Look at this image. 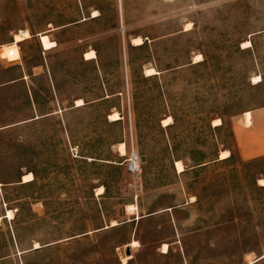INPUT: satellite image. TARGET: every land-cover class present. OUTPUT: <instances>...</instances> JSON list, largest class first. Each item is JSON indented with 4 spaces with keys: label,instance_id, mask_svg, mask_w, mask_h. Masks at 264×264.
I'll return each instance as SVG.
<instances>
[{
    "label": "rangeland",
    "instance_id": "374dc122",
    "mask_svg": "<svg viewBox=\"0 0 264 264\" xmlns=\"http://www.w3.org/2000/svg\"><path fill=\"white\" fill-rule=\"evenodd\" d=\"M11 43L0 264H264V156L234 135L264 109V0H0Z\"/></svg>",
    "mask_w": 264,
    "mask_h": 264
},
{
    "label": "crops",
    "instance_id": "0c3cea01",
    "mask_svg": "<svg viewBox=\"0 0 264 264\" xmlns=\"http://www.w3.org/2000/svg\"><path fill=\"white\" fill-rule=\"evenodd\" d=\"M252 123L234 131L238 153L246 162L264 156V109L251 112Z\"/></svg>",
    "mask_w": 264,
    "mask_h": 264
},
{
    "label": "bare ground",
    "instance_id": "6f19581e",
    "mask_svg": "<svg viewBox=\"0 0 264 264\" xmlns=\"http://www.w3.org/2000/svg\"><path fill=\"white\" fill-rule=\"evenodd\" d=\"M30 33L27 32V31H23V32H20L19 35L16 36L15 40L16 42H22V41H25L27 40L28 38H30ZM249 43V42H248ZM40 44L43 48V50H51L53 48L56 47V43L53 42L52 40H50V37L48 35H40ZM96 58V53L95 51H91V52H88L86 54V59L87 60H92V59H95ZM198 58H201V57H198ZM261 81V80H259ZM84 103H82V101H77V105L78 106H83ZM245 117H246V120H247V123L249 125H251L252 123V117H251V112H246L245 113ZM110 118H113L114 120H118L119 118L117 117V115H111ZM172 119L171 118H167V120L164 121V125H168V123H172ZM217 125L216 126H220L222 123L220 121H216L215 122ZM120 150L122 152V154L125 153V144H121L120 145ZM231 156V154L229 152L227 153H223L221 156H220V160H226L228 159L229 157ZM176 167H177V170L178 172H182L184 171L183 170V166L181 164V162H176ZM33 179V176L32 174L31 175H26L24 178H23V181L24 183L26 182H31V180ZM259 185L260 186H263L264 187V180H259ZM10 216V215H9ZM264 258V257H263Z\"/></svg>",
    "mask_w": 264,
    "mask_h": 264
},
{
    "label": "built area",
    "instance_id": "2783aa9c",
    "mask_svg": "<svg viewBox=\"0 0 264 264\" xmlns=\"http://www.w3.org/2000/svg\"><path fill=\"white\" fill-rule=\"evenodd\" d=\"M15 45V44H14ZM2 47H0V52L2 51ZM7 53H0V58L3 61H20V51L19 49H14L13 44L11 43L8 47H7ZM131 157L128 160L127 163V167H126V172L129 173L130 175H137L138 172L140 171V155H138L134 148H132L131 153H130Z\"/></svg>",
    "mask_w": 264,
    "mask_h": 264
},
{
    "label": "water",
    "instance_id": "95a60500",
    "mask_svg": "<svg viewBox=\"0 0 264 264\" xmlns=\"http://www.w3.org/2000/svg\"><path fill=\"white\" fill-rule=\"evenodd\" d=\"M130 254H131V250L128 249V251H127V255H130Z\"/></svg>",
    "mask_w": 264,
    "mask_h": 264
}]
</instances>
